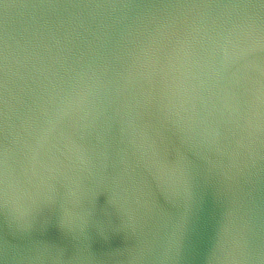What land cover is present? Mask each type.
Returning <instances> with one entry per match:
<instances>
[{"label":"water","instance_id":"water-1","mask_svg":"<svg viewBox=\"0 0 264 264\" xmlns=\"http://www.w3.org/2000/svg\"><path fill=\"white\" fill-rule=\"evenodd\" d=\"M0 264H264V0H0Z\"/></svg>","mask_w":264,"mask_h":264}]
</instances>
